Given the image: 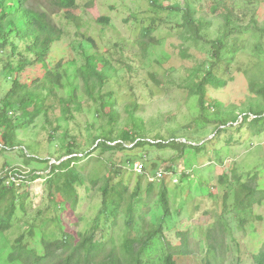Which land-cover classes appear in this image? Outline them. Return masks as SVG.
<instances>
[{
    "label": "rangeland",
    "instance_id": "1",
    "mask_svg": "<svg viewBox=\"0 0 264 264\" xmlns=\"http://www.w3.org/2000/svg\"><path fill=\"white\" fill-rule=\"evenodd\" d=\"M43 1L31 0L37 7L43 5ZM169 1L183 7L190 2L200 14H205L209 22L204 30L206 39L201 37L198 41L191 40L181 37L173 30L159 44L150 46L144 55L134 42L130 23L125 18L129 13L141 11L145 7V0H77L79 5L75 16L78 25L66 22L61 14L54 16L56 24L64 29L62 38L52 44L46 65L27 67L20 77L41 78L46 69H52L60 62L66 74L63 79L64 88L60 93H68L77 84L74 72L84 62V48L88 52L92 51L85 36H92L98 51L115 68L114 75L98 98L105 101L106 98H111L118 116L115 121H109L104 109V112L101 109L96 111L97 104L91 107L93 101L88 100L84 101L83 105H87L80 113L67 119L60 115L59 107L51 102L46 113L40 114L32 124L18 131V145L12 149L0 150V175L11 168H19L26 175H33L34 171L40 175L24 183L29 197L26 216H36L34 224L39 232L51 236L50 232L53 231L58 235L55 211L48 205L47 193L50 189L45 182L49 165L36 158L58 163L70 156L64 150L65 144L71 142L82 152H78V156L92 151L93 157L97 156L108 164L91 161L90 156H83L77 161V167L85 181L76 189L78 201L74 210L65 209L59 213L67 229L73 231L76 227L88 225L99 207L100 194L90 185L89 179L100 177L118 166L120 171L116 175L124 179L129 192L134 189L138 179L141 180L142 191L148 182H163L167 186L171 214L167 218L164 235L175 245L180 242L176 233L187 231L191 236L190 244L193 249L191 254L177 255L175 258L178 264H206V260L207 264H231L237 262L240 255L235 251V243L240 244L242 251L252 254L264 241V201L248 211L246 216H250L242 228H238L239 220L234 213L224 211L223 204L225 194H228L226 204L233 202L235 183L231 179L232 173L245 178L247 174L257 171V186L264 188V131L257 135L244 131L239 140L230 144L225 140L227 134L223 133L218 136V140H210L204 149L198 151L186 148L180 156L178 150L159 146L103 151L96 148L97 141H93L98 134L120 138L122 131H129L133 138L141 140L166 142L174 138L187 144L201 145L215 135L216 127H222L217 126L218 120L238 124L244 115L251 114V109L261 103L250 83L264 81V0H220L214 5L212 0ZM220 11L230 14V40L227 46H235L236 49L227 53L220 62L222 68L215 70L216 75L223 80V85H206L205 105L200 108L197 95L190 94L186 86L190 82L191 69L206 59L211 61V48L206 40L224 33L225 18L220 16ZM103 14L110 17V25L103 26L95 22L96 17ZM180 19L174 16L172 23L180 22ZM168 31L169 26L162 29L159 27L157 30L159 35ZM18 44L20 51L17 54H26L23 44ZM17 58L14 57L13 62ZM2 59L0 98L10 87V82L1 73L6 56ZM150 74L162 83V88L152 85ZM219 116L221 118L217 119ZM235 116L236 120L232 121L230 117ZM233 135L234 138L238 137V134ZM24 154L36 158L26 162ZM139 167L147 170L150 175L160 168L166 174L159 182L151 181L136 171ZM174 178L178 181L174 182ZM25 188L22 187L26 190ZM156 193L142 207V211H145L149 206L148 211L143 212L146 220L157 204ZM142 196H145L144 192ZM220 217L230 227L231 236L235 240H229L228 235L224 245H221L222 252L224 249L225 252L217 257L207 251L205 239L215 218ZM119 222L121 225V217ZM27 230V225L15 224L10 230L1 233L0 257L3 251L10 248L14 239ZM123 232L121 226L116 243L122 240ZM30 243L33 244L31 240ZM242 263L248 264V261L244 260ZM0 264L5 263L1 261Z\"/></svg>",
    "mask_w": 264,
    "mask_h": 264
},
{
    "label": "trees",
    "instance_id": "2",
    "mask_svg": "<svg viewBox=\"0 0 264 264\" xmlns=\"http://www.w3.org/2000/svg\"><path fill=\"white\" fill-rule=\"evenodd\" d=\"M219 1L212 0V5L216 2L218 4ZM43 2V5L37 7L31 0H0V59L6 56L1 73L10 82L9 89L0 98V150L12 149L18 145V131L32 124L40 114L46 113V108L51 102L59 107L60 115L67 119L80 113L87 105H83L84 101L88 100L93 101L91 107L97 104L96 111L104 109L109 121H115L118 116L111 98H106V101L98 98L114 75L115 68L103 53L98 51L92 36H85L92 51L88 52L84 48V62L77 66L74 72L78 88L74 85L68 93H60L64 88L63 79L66 75L60 62L52 69H46L41 78L20 77L27 67L36 64L46 65L52 44L62 38L64 29L54 21L55 15L61 14L66 22L78 25L75 16L79 5L77 0H44ZM145 2V7L141 11L129 13L125 18V21L130 23L134 42L144 55L150 46L159 44L160 40L172 34L173 30L181 37L191 40L198 41L197 39L206 37L204 30L209 22L205 14H200L192 3L187 2L183 7L169 0H145ZM174 16L180 17V22L175 21L173 24ZM220 16L225 18L224 33L214 39L206 40L211 48V61L208 62L206 59L194 66L189 75L190 82L186 86L190 94L197 95L200 108H204L205 105L206 85H223V80L216 75L215 70L221 69L220 62L224 56L236 49L235 46H227L230 40L228 28L230 14H223L220 11ZM95 22L103 26L110 25L111 19L103 14L97 16ZM165 26H169L170 31L159 35L157 30ZM18 43L23 44L26 54L20 52V55L17 54ZM16 56L18 58L13 62ZM149 79L152 80V85L162 88V83L155 79L153 74H150ZM250 85L255 95L261 99V103H258L255 109H251V114L244 115L238 124L233 122L228 124L229 121L218 120L217 126L222 127H216L215 135L201 145L187 144L174 138L166 142L141 140L133 138L129 131H122L120 138H110L109 134L104 133L98 134L94 136L93 141H97L96 148H101L103 151L159 146L178 150L180 156L186 148L198 151L204 149L211 142L210 140H218V136L223 133L227 134L225 140L228 144L239 140L244 131H251L257 135L264 131V81L251 82ZM251 115L253 117H250ZM220 118L221 116L217 119ZM230 118L235 121L237 117ZM233 134H238V137L234 138ZM116 139L117 142H113ZM130 143L132 145L128 147ZM64 151L70 156L63 160L59 159L58 163H49L50 160L24 154L26 162L36 158L37 161L49 165L45 182L50 189L47 193L48 205L55 211L58 235L53 231L50 232L51 236L39 232L34 224L36 216L34 218L26 216V203L29 197L24 183L40 175L36 171L33 175H26L19 168H11L0 175V234L10 230L15 224H25L28 229L14 239L10 248L2 252L0 262L4 261L5 264H178L175 258L177 255H188L193 252L189 232H177L180 242L175 245L164 235L163 230L171 214L167 186L163 182L159 184L148 182L142 191L141 180L138 179L134 189L129 192L124 179L116 175V172L120 171L118 166L100 177L89 179L90 185L100 194L99 207L88 225L77 228L76 220L74 223L76 229L73 231L67 229L59 213L65 209L74 210L78 201L76 189L85 181L77 167V161L83 156H90L91 161L108 163L97 156L93 157L92 151L78 156L79 151L71 142L65 144ZM9 173L15 176L16 182L9 181ZM231 179L235 183L233 202L227 205L228 194H225L224 211L234 213L239 220L238 228H242L250 216V214L246 216L248 211L264 201V188L257 186V171L247 174L245 178L232 173ZM155 193L158 196L157 204L146 220L143 212L148 211L149 206L145 211H142V207L147 205L148 199ZM121 226L124 229L122 240L116 243L117 232ZM228 235L229 240H235L225 220L222 217L215 218L206 232L207 251L212 252L213 256L220 257L225 252V249L222 252L221 245H224ZM29 240L34 245L29 244ZM239 246V243H235V251L240 255L237 262L231 264H244L242 263L244 260L248 261V264H264V241L252 254L242 251ZM207 262L206 260V264Z\"/></svg>",
    "mask_w": 264,
    "mask_h": 264
},
{
    "label": "built area",
    "instance_id": "3",
    "mask_svg": "<svg viewBox=\"0 0 264 264\" xmlns=\"http://www.w3.org/2000/svg\"><path fill=\"white\" fill-rule=\"evenodd\" d=\"M136 171L140 173V175H143L146 179L151 180V181H158V182L161 181L166 174V172L163 169L156 170L153 175H150L149 172L147 170H144L142 167H139ZM170 174L173 175L172 172ZM173 180L174 182L178 181L177 178H174ZM9 181H14V182L17 181L15 179V176H13L11 173H9Z\"/></svg>",
    "mask_w": 264,
    "mask_h": 264
},
{
    "label": "clouds",
    "instance_id": "4",
    "mask_svg": "<svg viewBox=\"0 0 264 264\" xmlns=\"http://www.w3.org/2000/svg\"><path fill=\"white\" fill-rule=\"evenodd\" d=\"M161 169V168H160Z\"/></svg>",
    "mask_w": 264,
    "mask_h": 264
}]
</instances>
